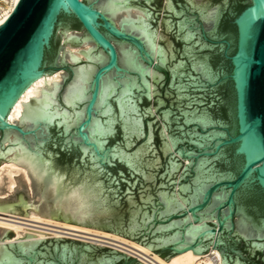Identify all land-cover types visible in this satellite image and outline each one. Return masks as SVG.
<instances>
[{"label": "water", "instance_id": "1", "mask_svg": "<svg viewBox=\"0 0 264 264\" xmlns=\"http://www.w3.org/2000/svg\"><path fill=\"white\" fill-rule=\"evenodd\" d=\"M64 3L18 0L0 24V164L12 162L25 169L32 191L30 206L22 175H14V191L0 197V211L110 232L165 261L187 249L193 255L208 253L215 224L202 222L207 233L198 231L184 207H168L175 185L169 184V177L175 181L183 163L168 144L165 147L150 96L139 90L149 91L162 0H67V7ZM85 9L92 10L91 17ZM159 27L156 63L151 67L152 108L169 141L180 140L170 143L173 151L188 160L178 176L177 196L188 201L184 204L193 223L201 221L199 215L218 223L212 248L218 250L220 264H264V180L259 179L264 160L250 157L244 147L249 139L257 148L264 146V0H165ZM101 57L127 65L121 73L128 79L127 87L109 94L106 107L111 115L100 116L98 122L111 128L104 124L111 120L115 125L105 148L127 142L132 145L128 154L139 153L135 176L126 156L98 162L99 168L93 169L95 149L84 143L65 144L66 139H77L76 129L70 128L65 136L68 117L57 113L66 111L75 119L84 102L74 93L90 68L104 71ZM163 57L167 63L158 64ZM117 72L120 67L113 74ZM216 77L220 79L213 83ZM117 96L124 101L119 107ZM121 108L123 127L116 120ZM205 120L215 121L218 128L202 127ZM212 137H223L222 144ZM192 140L207 147L201 149ZM84 148L89 149L87 155ZM181 151L191 152L193 159ZM202 158L208 161L203 166ZM85 180L88 195L78 186ZM216 180L224 183L217 185ZM181 185L186 192L180 191ZM229 189L235 194L218 207L216 197L227 195ZM221 218L230 228L222 226ZM13 235L0 226V241ZM182 245L187 247L178 251ZM38 261L142 264L134 256L65 237L0 244V264Z\"/></svg>", "mask_w": 264, "mask_h": 264}, {"label": "snow or ice", "instance_id": "2", "mask_svg": "<svg viewBox=\"0 0 264 264\" xmlns=\"http://www.w3.org/2000/svg\"><path fill=\"white\" fill-rule=\"evenodd\" d=\"M63 6L67 7V0H65V3ZM103 11V6L100 9ZM85 13H87L88 17L92 16V10L91 9H85L83 10ZM144 13H141V17H143ZM141 24H142V19H141ZM0 23H3V20H0ZM184 27V22H181V28ZM193 28L195 29V25H193ZM93 31H95L93 29ZM120 31H127V29L121 28ZM179 34V33H178ZM190 37H185V39H189ZM87 51V50H86ZM174 51V50H170ZM115 54V53H114ZM139 58V54H137V59ZM174 58V57H173ZM149 59H151V55L149 54ZM158 64L161 63H167V57H163L160 60H157ZM120 67L121 72H117L115 74L114 70ZM127 67V65H118V64H113L112 59L109 57L105 59L104 57H101V63H100V68L104 69L103 72H100L99 69H92L90 68L88 71L87 75H84L81 77V86L77 88L75 91L74 95L77 100H83L84 106L83 108L75 113V119H71L69 117L68 112H63V113H57L58 116H64L68 117V121H66L67 127L65 128L64 135L69 136V129L72 127H75L76 129V137L77 139L72 140V139H66L65 144L66 145H71L73 143H84L89 145L91 148L95 149V151L92 152V164H93V169L99 168L100 163H111L116 160L118 156H126L129 162V167L133 169V172L131 173L133 176L138 175V173L135 171L136 169V163L134 160L139 159V153L133 155V154H128L127 149L130 148L132 145L131 143H125L122 147H112V148H105L104 144L106 143V138L108 136V133L110 131H114L115 125L112 124L111 120H106L104 121L105 125H111L110 127L107 126H101L99 124V117L100 116H109L111 115V111L108 107H106V98L109 96V94L115 96L117 89H120L122 86L127 87L128 85V79L125 78L124 76L121 75V73L124 71V69ZM140 71L144 74V76L147 75V69H145L142 65L140 66ZM155 76V73L153 74ZM220 77H216L215 80H212L213 83L218 81ZM134 84V82H133ZM196 88H199V84L193 85ZM140 91H144L145 94H150V91H146L145 88H140ZM125 95H127V92H125ZM180 99H183V97H180ZM117 101H118V107L124 104V101L122 98L117 96ZM193 103L192 100H189V106ZM147 114V113H146ZM123 116V109L121 108L120 112V117H116V120L118 123H121V126L123 127V121L121 117ZM44 117H38V119H43ZM10 120V118H9ZM70 121V122H69ZM211 127L213 129L218 128V125L215 123V121H212L210 124L208 123L207 120L203 122L201 125ZM137 133H140V129H136ZM142 134V133H140ZM104 137V139H101ZM201 139H207L206 136H202ZM213 140H216L217 142H220L222 144L223 137H212ZM180 140L178 137H174L172 140L168 141V143L171 144H177L179 143ZM192 144L197 145L201 149H204L207 147L206 144H201L197 140H192ZM165 147L167 148V143L165 144ZM245 150L249 153V156L252 158L258 157L261 160H264V146H261L260 148H257L255 141L249 139L245 145ZM84 154L87 155L89 149L84 148L83 149ZM170 151V149H169ZM214 154H219V149L214 150ZM3 153H0V156H2ZM180 155H187L189 159H193V154L191 152H180ZM81 163H83V157L80 158ZM100 162V163H98ZM255 163V159L253 160ZM187 163V162H186ZM208 161L205 159L200 160V165L203 166ZM186 174V173H185ZM113 182L119 183L118 180H116L114 177L112 178ZM259 179L264 180V175H261ZM176 182L174 180H171V177H169V184H175ZM215 184H222L224 183V180H216L214 182ZM75 186V185H74ZM79 188L81 190L82 195H88L89 193V185L88 182L81 181L79 183ZM134 186V185H133ZM181 192H186L187 188L184 185H181L180 188ZM235 194L234 189H229L227 195L222 194L221 197H216L217 200L220 201L218 204V207H223L224 203L227 202L228 199L231 198L232 195ZM161 195H164L167 197L166 193H163ZM184 203H188V201L181 202L178 197H176L175 194L172 195L171 199L167 200V204L169 209H174L178 211H182L184 207ZM189 207H193L194 205L189 204ZM154 214L156 212V208L154 206L153 208ZM227 216V214H226ZM198 218L203 221L204 216L199 215ZM223 223L222 226L224 228H230L229 223L227 222V219L221 218ZM185 220H187V217H185ZM144 223L147 224L149 223V218L146 216ZM196 229L201 232L207 233V230L201 225H197ZM185 245H182L178 251H183L185 249ZM201 249L194 248V251H200ZM67 252V250H65ZM36 264H44L43 261H38Z\"/></svg>", "mask_w": 264, "mask_h": 264}, {"label": "bare ground", "instance_id": "3", "mask_svg": "<svg viewBox=\"0 0 264 264\" xmlns=\"http://www.w3.org/2000/svg\"><path fill=\"white\" fill-rule=\"evenodd\" d=\"M5 2V5L3 7H0V20H3V22L9 16L10 12L14 8L18 0H5ZM157 37L158 36L156 35L153 61L149 66L150 79L151 67L154 63H156L155 54L157 46ZM151 89L152 86L151 82L149 81L150 94ZM14 175H22L26 185H30V180L27 176V171L25 169L12 162H4L0 164V194H3V191L9 192L13 189L15 184ZM176 189L174 190V194L176 195V197H178ZM29 202L31 206V201ZM184 209L192 225H199L202 222L208 221L203 220L198 223H193L190 217V211L188 212L185 204ZM212 220L218 225L215 219L212 218ZM0 226L9 228L14 234L13 237L10 239L3 238V240L0 241V244L44 239L48 236L65 237L77 239L83 242L91 243L93 245L108 246L113 250L119 251L125 255L134 256L137 261L142 264H220V255L215 250H213L212 253H209L208 255H193L191 253V249H187L181 253H178L168 258L165 261L146 247L122 236L98 229L75 225L32 214L26 217L22 215L0 211ZM216 231L217 228L214 230L212 237L213 239L215 238ZM209 256L211 257L208 258Z\"/></svg>", "mask_w": 264, "mask_h": 264}, {"label": "rangeland", "instance_id": "4", "mask_svg": "<svg viewBox=\"0 0 264 264\" xmlns=\"http://www.w3.org/2000/svg\"><path fill=\"white\" fill-rule=\"evenodd\" d=\"M164 2H165V0H162V3H161V8H160V13H159V19H158V25H157V31H156V35L158 36V32H159V30H160V20H161V14H162V9H163V4H164ZM0 4L1 5H4L3 4V2H0ZM157 39H158V37H157ZM149 81L151 82V79L149 78ZM150 96V110H151V112H152V114L155 116V118L157 119V121H158V123H159V125H160V127H161V129H162V131H163V134H164V136H165V139H166V142H167V144H168V146H169V149H170V151L172 152V154L173 155H175L180 161H182V166L180 167V169H179V171L177 172V174H176V179H175V185L176 186H174V190L177 188V181H178V176H179V174H180V172H181V170L183 169V167H184V165L185 164H187L188 163V160L187 159H182L179 155H177L174 151H173V149H172V147H171V144L170 143H168V141H169V139H168V137H167V135H166V133H167V131H165L164 130V128H163V126H162V124H161V122H160V120H159V118L157 117V115L154 113V109L152 108V95L150 94L149 95ZM187 162V163H186ZM26 187H27V192H28V197H29V201H31L32 200V191H31V184L30 185H26ZM14 188H15V184H14V187H13V189L11 190V191H9V192H5V191H3L2 193L3 194H0V197H7V196H9L13 191H14ZM207 222H212V223H214L215 224V229L217 228V224L213 221V220H208ZM13 236H11L10 238H12ZM9 238V239H10ZM46 238H53V237H50V236H48V237H46ZM125 238V237H124ZM45 239V238H44ZM69 239H72V238H69ZM128 239V238H127ZM74 240H77V239H74ZM130 240V239H129ZM78 241H80V240H78ZM213 242H214V239L212 238V241H211V244L208 246V253H206V254H203V255H208L209 253H212V251L213 250H215V251H217L218 252V250L217 249H215V248H212V245H213ZM103 247H107V248H110V247H108V246H103ZM110 249H112V248H110ZM154 253V252H153ZM219 253V252H218ZM211 256H209L208 258H210ZM203 259V258H202Z\"/></svg>", "mask_w": 264, "mask_h": 264}, {"label": "trees", "instance_id": "5", "mask_svg": "<svg viewBox=\"0 0 264 264\" xmlns=\"http://www.w3.org/2000/svg\"><path fill=\"white\" fill-rule=\"evenodd\" d=\"M72 25L73 26H75V27H77L78 26V23L77 22H75L74 20H73V23H72ZM51 47H52V44H51ZM49 57V51L48 52H46V54H45V59L46 58H48Z\"/></svg>", "mask_w": 264, "mask_h": 264}, {"label": "built area", "instance_id": "6", "mask_svg": "<svg viewBox=\"0 0 264 264\" xmlns=\"http://www.w3.org/2000/svg\"><path fill=\"white\" fill-rule=\"evenodd\" d=\"M6 1H8V0H6ZM0 2H3L4 5H5V3H6L5 0H0ZM4 5H1V4H0V7H3Z\"/></svg>", "mask_w": 264, "mask_h": 264}, {"label": "flooded vegetation", "instance_id": "7", "mask_svg": "<svg viewBox=\"0 0 264 264\" xmlns=\"http://www.w3.org/2000/svg\"><path fill=\"white\" fill-rule=\"evenodd\" d=\"M204 22V21H203ZM220 40V39H219ZM226 66V64L225 65H222V67H225ZM209 81V80H208Z\"/></svg>", "mask_w": 264, "mask_h": 264}]
</instances>
